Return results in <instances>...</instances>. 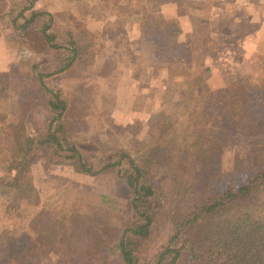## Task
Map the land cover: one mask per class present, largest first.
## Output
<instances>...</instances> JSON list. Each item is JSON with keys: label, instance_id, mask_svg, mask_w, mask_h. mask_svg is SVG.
I'll use <instances>...</instances> for the list:
<instances>
[{"label": "trees", "instance_id": "16d2710c", "mask_svg": "<svg viewBox=\"0 0 264 264\" xmlns=\"http://www.w3.org/2000/svg\"><path fill=\"white\" fill-rule=\"evenodd\" d=\"M36 1L27 0L17 15L6 20L0 0V27L8 31V39L29 41L28 52L33 55L54 54L53 70L42 69L30 78L31 94L52 115L45 134L30 136L26 99L14 118L0 126V156L6 155L0 187L14 201L36 200L30 158L35 147L46 146L54 154L63 153L79 174L114 171L125 180L132 192L134 220L120 230L110 223L112 200L101 195L98 205H87L82 199L66 214L34 220L28 238L3 230L0 264H140L164 232L168 233L163 247L146 264H264V86L253 92L235 82L212 90L210 71L193 69L192 52L180 41L178 19H165L159 10L139 5L146 38L157 56L170 61L168 88L182 84L188 94L179 111H163L152 121V140L144 153L133 156L126 149L103 146L109 151L107 161L96 170L69 141L71 123L63 121L68 105L61 92L46 83L52 76L87 65L93 55L92 33L86 27L68 31L66 45L59 44L51 32L52 16L35 11ZM166 2L176 4L178 18L190 8L208 12L212 7L182 0L158 4ZM45 16L47 23L36 28L35 22ZM92 110L82 107L80 114L88 118ZM240 139L257 143L249 149L243 175L222 166L225 152Z\"/></svg>", "mask_w": 264, "mask_h": 264}, {"label": "rangeland", "instance_id": "374dc122", "mask_svg": "<svg viewBox=\"0 0 264 264\" xmlns=\"http://www.w3.org/2000/svg\"><path fill=\"white\" fill-rule=\"evenodd\" d=\"M26 1L3 0L6 20L17 15L27 5ZM158 1L37 0L34 3L35 11L52 16L51 32L56 35L59 44L66 45L68 31L75 32L78 28L86 27L92 33L93 55L88 58L87 65L80 70L52 76L46 83L51 89L59 90L68 105L63 121L71 123L73 132L69 134V141L77 147L85 160L94 164L96 170L107 161L109 151L104 150L103 146L123 148L133 156L144 153L152 140L149 133L152 121L163 111H179L188 94V88L181 86L182 84L175 83V86L168 88L166 69L170 61L156 55L139 21V5L148 10L156 9L160 4ZM182 1L193 5L201 2ZM224 1L228 7L232 2ZM250 1L254 4L260 1L264 7V0ZM194 10L203 17L204 22L206 11ZM47 21L48 17H41L34 26L39 28ZM249 32H253V29L250 28ZM6 33L9 35L4 27H0V126L11 121L14 118L12 114L19 110L24 100L29 99L30 107L25 125L27 133L36 138L46 133L52 113L38 103L35 94H31L33 87L30 78L42 69L51 72L54 54L49 52L33 55L28 52L31 47L29 41L17 38L18 42H15L10 37L6 38ZM222 33H217L218 41ZM129 34H132L131 39ZM11 35L15 38L13 33ZM244 38V35H239L238 39L242 44L240 48L237 47L239 50L234 51L204 49L207 47L204 44V29L188 33L184 40L190 46L182 37L180 41L192 52L193 69L199 72L205 69L210 71L208 84L212 90H222L237 82L256 92L264 86V32L258 39L256 35L250 36L248 41ZM140 44L148 45L154 50L158 70L153 74L151 71L143 79H134L133 75L126 77L127 67L132 74L140 69L137 67L139 60L135 51ZM213 59L215 60L212 61ZM130 62L131 67L128 66ZM32 67L36 69L31 71ZM176 81L181 82L180 79ZM129 87L133 91L138 89L139 92V98L134 103L136 111L130 107L132 100L126 97ZM119 89H124V93L121 94ZM117 93L121 94V98H118ZM87 106L93 108V114L83 118L80 109ZM251 145L257 143L246 139L236 141L222 158L223 169L243 175ZM5 156H0V170L5 163ZM30 159L38 197L31 201H14L12 194L0 187V233L10 229L15 235L28 238L33 235L31 223L34 220L48 221L66 214L72 203L81 202L82 199L87 205H98L101 195L113 201L108 205L111 208L109 218L113 226L123 230L132 225V192L125 180L119 178L114 171L94 176L79 174L68 165L69 161L64 158L63 153L54 154L46 146L35 147ZM2 175L3 172L0 171V176ZM167 233L164 232L157 239L151 251L140 260V264L155 259L156 253L165 243Z\"/></svg>", "mask_w": 264, "mask_h": 264}, {"label": "crops", "instance_id": "0c3cea01", "mask_svg": "<svg viewBox=\"0 0 264 264\" xmlns=\"http://www.w3.org/2000/svg\"><path fill=\"white\" fill-rule=\"evenodd\" d=\"M202 1L206 4L212 5L210 11L204 14V22L203 17L192 8L188 10V13L185 16L178 18L177 7L173 2L159 4L156 9L159 10L160 14L165 19H178L181 28L180 37H182L183 40L188 35V33H193L204 29V44L207 45V47L204 49H208L209 51L239 50L237 47L240 48V45L242 44L241 40L238 39L239 35H244L245 41H248L250 36L256 35L257 38L261 35V33L264 32V7L262 6L263 3L260 1L258 4H254L250 0H232L229 7L228 5L225 6L224 0H201V2ZM250 28L253 29V32L248 33ZM219 32H223V35L220 34L221 37L218 41L217 33ZM131 35L132 34H129L130 39ZM193 43L196 42L193 41ZM187 45L189 44L187 43ZM191 50H194V48H191ZM135 51L139 60L137 67L140 69L138 72H135V74H132L129 67H127L128 73L126 72V77L133 75L132 77L134 79H143L145 76L149 75L151 71L153 74L158 70V68H156L157 59L154 54V50L151 49L150 46L140 44V46L136 47ZM214 60L215 59L212 61ZM128 66L131 67V62L128 63ZM119 90L121 94L124 93V89ZM137 90L138 89L133 91L132 87L127 89L126 97L132 100L133 103L130 107L133 111H136L134 110V103L139 98V92ZM121 94L117 93L118 98H121Z\"/></svg>", "mask_w": 264, "mask_h": 264}]
</instances>
